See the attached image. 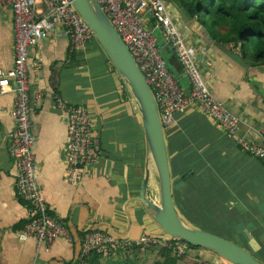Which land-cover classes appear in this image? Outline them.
Masks as SVG:
<instances>
[{
    "label": "crops",
    "instance_id": "obj_1",
    "mask_svg": "<svg viewBox=\"0 0 264 264\" xmlns=\"http://www.w3.org/2000/svg\"><path fill=\"white\" fill-rule=\"evenodd\" d=\"M170 10L186 43L195 49V61L210 92L239 117L238 136L261 143L264 62L252 63L239 46L212 39L196 16L185 19L174 5ZM13 38V14L0 8V69L5 71L13 67ZM67 44L58 27L32 47L28 79L40 195L50 215L74 240L57 239L46 251L36 249L32 239H17V230L29 219L30 205L14 187L7 136L14 128L15 95L8 91L0 94V264H78L81 237L90 231L129 239L167 237L140 202L147 180L146 198L160 203L158 179L133 97L95 39L70 60ZM178 81L184 91L189 90L182 73ZM55 95L92 117L93 143L100 157L78 183L65 179L67 120L54 107ZM175 120L163 133L176 213L188 225L236 244L264 264V163L241 151L233 137L195 107L176 114ZM156 251L116 255L99 264H155ZM186 257L199 258L201 264H230L203 249L190 250Z\"/></svg>",
    "mask_w": 264,
    "mask_h": 264
},
{
    "label": "built area",
    "instance_id": "obj_2",
    "mask_svg": "<svg viewBox=\"0 0 264 264\" xmlns=\"http://www.w3.org/2000/svg\"><path fill=\"white\" fill-rule=\"evenodd\" d=\"M129 51L155 100L162 130L175 124V115L195 107L213 121L224 133L235 139L244 153L264 163V138L254 143L238 136L239 117L210 92L195 61V49L188 45L172 18L171 10L162 0H95ZM41 7L43 8L41 10ZM1 9L13 14V67L0 69V94L14 92L11 116L14 128L7 136L9 157L14 165V187L19 198L30 205L29 219L17 230L18 241L34 240L36 249L46 251L57 239L72 243L74 236L52 215L40 195L35 159L32 152V119L29 97V56L32 47L61 27L68 42V59L94 39L88 24L70 0H0ZM158 32L174 53L187 80L184 91L168 70L159 52ZM39 99V97H38ZM54 107L65 115L67 138L64 147L65 179L81 181L93 169L99 152L94 147L92 117L86 109L73 107L54 96ZM79 262L90 253L103 260L116 255L130 256L135 251L166 249L175 257L188 255L189 244L181 239L143 235L137 239L119 238L99 231L81 237Z\"/></svg>",
    "mask_w": 264,
    "mask_h": 264
},
{
    "label": "water",
    "instance_id": "obj_3",
    "mask_svg": "<svg viewBox=\"0 0 264 264\" xmlns=\"http://www.w3.org/2000/svg\"><path fill=\"white\" fill-rule=\"evenodd\" d=\"M79 15L88 24L94 39L100 44L118 72L138 107L150 161L158 179L159 205L146 198L147 180L141 187L140 202L152 216L163 234L181 239L187 244L211 251L230 264H261L245 249L213 234L201 231L182 220L176 213L172 198L170 175L157 106L129 51L95 0H70Z\"/></svg>",
    "mask_w": 264,
    "mask_h": 264
},
{
    "label": "trees",
    "instance_id": "obj_4",
    "mask_svg": "<svg viewBox=\"0 0 264 264\" xmlns=\"http://www.w3.org/2000/svg\"><path fill=\"white\" fill-rule=\"evenodd\" d=\"M173 5L185 19L196 16L212 39L234 43L252 63L264 62V0H175ZM219 29H223L224 33H220ZM155 35L159 40V52L178 81L181 66L161 35L158 32ZM189 248L203 249L191 245ZM156 255L159 260L155 264H201L199 258H178L166 249H157ZM100 260L99 255L90 253L78 264H99Z\"/></svg>",
    "mask_w": 264,
    "mask_h": 264
},
{
    "label": "rangeland",
    "instance_id": "obj_5",
    "mask_svg": "<svg viewBox=\"0 0 264 264\" xmlns=\"http://www.w3.org/2000/svg\"><path fill=\"white\" fill-rule=\"evenodd\" d=\"M165 4H166V6H168V8H170L171 9V6L173 5V2L175 1V0H162ZM174 8V7H173Z\"/></svg>",
    "mask_w": 264,
    "mask_h": 264
}]
</instances>
